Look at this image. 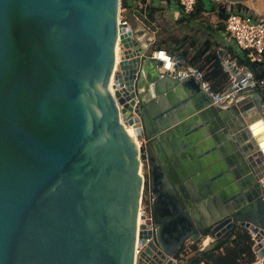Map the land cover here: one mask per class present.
Here are the masks:
<instances>
[{
    "label": "water",
    "instance_id": "95a60500",
    "mask_svg": "<svg viewBox=\"0 0 264 264\" xmlns=\"http://www.w3.org/2000/svg\"><path fill=\"white\" fill-rule=\"evenodd\" d=\"M226 1L264 22V0ZM118 7L0 0V264H195L183 259L188 242L205 234L218 242L235 228L250 235L251 264H264V97L256 80L224 50L219 63L231 81L221 93L196 69L179 72V55L159 72ZM162 97L169 106L157 110ZM257 99L260 114L236 133V107L244 113ZM210 113L220 120L222 132L208 133L222 160L198 151L201 166L190 172L186 147L208 142L196 127L212 122ZM145 179L148 217L138 216Z\"/></svg>",
    "mask_w": 264,
    "mask_h": 264
},
{
    "label": "crops",
    "instance_id": "0c3cea01",
    "mask_svg": "<svg viewBox=\"0 0 264 264\" xmlns=\"http://www.w3.org/2000/svg\"><path fill=\"white\" fill-rule=\"evenodd\" d=\"M131 4H132V8L127 9V14L130 15L129 17L132 19V22H129L128 20L126 21H127V24H129L132 27V31L137 37L139 43L141 45H146V44L148 45L149 49L146 52V55L148 57H150L151 53L154 51V46H153L154 41L158 40V35L156 34V31L154 29L156 26L152 27V25L155 22L162 20L161 17L163 18V20H167V23H169L172 26V28H174L173 31L175 32L181 31L183 33V36H186V38L188 39L187 45H189L190 43H193V46L189 48V51L195 47V44L197 42L199 43L198 46H200L202 42H205L208 39L213 43L212 48L215 50V52H217V50H224V54L228 55V57H230V53L228 52L229 49L232 52L239 53L238 49L235 47L233 42L224 35V33L222 32V29H217V25L220 23V21L217 17V12L215 9L216 6H213L211 4L209 6H204L200 2V0H197V7L199 8L198 14L195 18L187 20L186 14H184L180 10L176 0H144V2L141 3L143 8H145L147 5L148 7H153L155 9L153 11L155 20L153 22L147 23V25H142L133 16V14H136L134 10L137 8V2L133 0ZM238 5H240L241 8L243 9L249 10L243 3H233V8L235 10H239L240 7H238ZM239 11L242 12V10H239ZM249 11H251V14L258 17V15H256L252 10H249ZM216 20H217V23H216ZM207 22L214 23L215 25L212 24L208 26L209 24H207ZM208 31L210 32L207 35ZM170 34L175 35L174 33H170ZM144 39H146L147 42H145ZM219 39H224L225 43H220L218 41ZM191 69L193 68L184 63L182 69L179 70V72H182V74H185V72L190 71ZM158 71L162 73L160 69H158ZM262 89L264 90V87ZM180 90H181V94L184 96L186 94L184 88L182 87ZM257 93L260 96L264 97V92L259 93L257 91ZM245 98L248 99V96H246ZM160 99H161L160 101L158 102L156 101L157 110L165 109L169 106L168 99H166L165 97H162ZM147 101L148 99L144 98V102H147ZM247 103H249V101L245 102V104ZM260 106H261V103L259 102V99H257L256 107L253 106L251 108H248L244 111V113L240 112L239 108L236 107L238 111V115L240 116V120L243 123V127H241V130H236V133H240V131L246 132L245 127L246 129H248V123L252 122L254 118L260 114ZM208 117L209 118L207 119H212V122L208 121L209 124H203L201 125V127L200 126L196 127L197 131L202 130V132L204 131L206 133V140H208V142H206L205 146L202 147L201 149H198L196 152H193L191 148L186 147L187 150H190V154L192 156V158L190 159L189 158L184 159L185 162L188 164L189 169H191L190 172L192 171L196 172L195 171L196 168L198 169L201 166V159L195 156L198 151L205 150L206 151L205 156L209 157V159H211L215 163H216L217 158L222 160L221 152H220L218 145L215 143V141L210 137V134L208 133L209 126L210 128L214 130V134L222 132L219 128V123H218V121L220 120L217 116H213V114L211 113L209 114ZM233 117L236 118V116H233ZM261 130L262 129H258L256 133L258 132V135H260ZM236 133H231V134L229 133L228 138H230L232 135H235ZM174 139L175 140H178V139L185 140L183 135H180V136L174 135ZM252 140H253V144L255 145L256 139L253 137ZM256 150L257 148H254L253 150L254 152L252 150H250L249 152V149H247V151L249 152L248 155L251 157V160L253 162L255 161V156L253 154L254 153L257 154ZM170 170H171L172 175H174L175 178H177V176L174 173V170L172 169ZM183 170L186 173H188L185 167L183 168ZM229 174L231 175V173ZM175 181L180 184V179L177 178ZM229 238H231V236H229L227 239H221L218 242H215L216 240L214 237L210 236L209 234H205L204 236L200 237L197 241L188 242L184 247V251H186L185 249H187L188 245L195 243V242H197L199 251L210 250L219 242H223L225 240H228ZM182 253H183L182 255H183L184 260L190 257V254H185V252H182ZM198 264H202V263L200 262Z\"/></svg>",
    "mask_w": 264,
    "mask_h": 264
},
{
    "label": "trees",
    "instance_id": "16d2710c",
    "mask_svg": "<svg viewBox=\"0 0 264 264\" xmlns=\"http://www.w3.org/2000/svg\"><path fill=\"white\" fill-rule=\"evenodd\" d=\"M133 0H120V6L126 9L132 8ZM144 2V0H140ZM239 10L242 12H247V9L241 8L238 5ZM217 17L220 23L217 25V29H222V20L225 17V11L222 7L217 6ZM153 7H145L146 13V22L150 23L155 20ZM238 10V11H239ZM199 8L196 6L192 13L186 14V19L190 20L195 18L198 14ZM252 17L256 18L251 13ZM186 36H183L179 39L176 37H170V45L166 43L164 39L156 40L153 43L154 50L164 49L169 54L179 55L184 63L193 69H196L201 79L207 83L210 89L214 92L221 93L226 88L228 83V75L225 71L222 70V67L219 63V58L217 52L211 47L213 44L210 40L202 42L200 46L194 47L189 51V48L193 46V43H190L186 47L184 46V39ZM230 53V58L235 60L237 66L247 68L253 75L254 80L258 81L263 77L262 65L255 62H250L245 58L243 53H235L228 50ZM257 91L263 93L264 90L261 86L257 85ZM144 188H147V185L144 183ZM148 195V192H147ZM231 238L223 242H219L213 248L206 251H199L197 242L188 245L185 254H190L188 259L195 264H251L254 261V254L251 250L252 241L248 232L243 228H235L230 233ZM222 251H221V250ZM220 250V251H219Z\"/></svg>",
    "mask_w": 264,
    "mask_h": 264
},
{
    "label": "built area",
    "instance_id": "2783aa9c",
    "mask_svg": "<svg viewBox=\"0 0 264 264\" xmlns=\"http://www.w3.org/2000/svg\"><path fill=\"white\" fill-rule=\"evenodd\" d=\"M137 2V8L134 10L136 14H133L134 18L140 22L142 25H147L145 8L141 5L140 0H135ZM197 0H176L180 10L184 14H189L194 11ZM213 5L220 6L225 11V17L222 20V32L224 35L230 39L235 47L238 49L239 53L244 52V56L250 62L259 63L262 65L263 77L256 81L258 86L264 87V22L263 16H258L256 18L252 17L246 12H241L233 8V3L226 0H210ZM215 7V9H216ZM127 12L126 8L120 6L118 7L119 19L123 23L127 24L126 18L123 16ZM217 12V9H216ZM151 58L159 60L161 66L159 69L162 72L171 71L172 65L174 63L171 54L166 52L164 49L154 50ZM130 128V127H129ZM131 129V128H130ZM132 130V129H131ZM133 133V130H132ZM134 137V133H133ZM137 145L140 142H136ZM142 172V171H141ZM149 203V202H148ZM146 211L141 208V203L139 205V212L145 217L149 216V206H146Z\"/></svg>",
    "mask_w": 264,
    "mask_h": 264
},
{
    "label": "rangeland",
    "instance_id": "374dc122",
    "mask_svg": "<svg viewBox=\"0 0 264 264\" xmlns=\"http://www.w3.org/2000/svg\"><path fill=\"white\" fill-rule=\"evenodd\" d=\"M200 2L204 5V6H209L210 4L211 5H213L212 3H211V1L210 0H200ZM213 6H215V5H213ZM250 10V9H249ZM249 10H247V12L248 13H251V11H249ZM124 15V17L126 18V20H128L129 22H132V19L129 17L130 15H128L127 14V12H125V13H123ZM161 19L162 20H159L158 22H155L153 25H152V27H154V26H156L154 29H155V31H156V34L158 35V39H160V40H162V39H164L165 41H166V43L168 44V45H170V40H169V38L170 37H176L177 39H179V38H181V37H183V33L181 32V31H178V32H175V31H173L174 30V28H172V26L169 24V23H167V20H163V18L161 17ZM216 23H217V20H216ZM207 24H209L208 26H210V25H212V24H214V23H209V22H207ZM215 25V24H214ZM170 26H171V28H170ZM170 29H172V30H170ZM209 29V28H208ZM207 29V30H208ZM210 31H208L207 32V35H208V33H209ZM170 33H174L175 35H171ZM155 34V35H156ZM170 35V36H169ZM220 43H225V40L224 39H219L218 40ZM187 43H188V39L187 38H185L184 39V46L186 47L187 46ZM198 42L195 44V47L196 46H198ZM211 47H212V45H211ZM231 58L229 57L228 58V60H230ZM238 67H240V68H243L244 69V67H241V66H238ZM227 73V72H226ZM227 75H228V73H227ZM230 77H229V75H228V83L226 84V87L225 88H227L229 85H230ZM263 88V87H262ZM149 198H148V195H147V188L145 189V188H143V191H142V198H141V208H143V210L144 211H146L147 209H146V206H149ZM146 213L148 214V212L146 211Z\"/></svg>",
    "mask_w": 264,
    "mask_h": 264
},
{
    "label": "flooded vegetation",
    "instance_id": "af4514ba",
    "mask_svg": "<svg viewBox=\"0 0 264 264\" xmlns=\"http://www.w3.org/2000/svg\"><path fill=\"white\" fill-rule=\"evenodd\" d=\"M164 164H165L166 171L168 172V174L171 175L172 173H171L170 167H168V163L166 161H164ZM145 184L147 185V192H148L149 206H150L151 196H150V188L148 186L147 179H145ZM175 185H177L178 187H180V184L177 183V182L175 183Z\"/></svg>",
    "mask_w": 264,
    "mask_h": 264
},
{
    "label": "bare ground",
    "instance_id": "6f19581e",
    "mask_svg": "<svg viewBox=\"0 0 264 264\" xmlns=\"http://www.w3.org/2000/svg\"><path fill=\"white\" fill-rule=\"evenodd\" d=\"M129 131H130V133H131V135H132V137H133V133H132V130L129 128ZM262 131V130H261ZM260 131V132H261ZM140 215V212L138 211V216Z\"/></svg>",
    "mask_w": 264,
    "mask_h": 264
}]
</instances>
